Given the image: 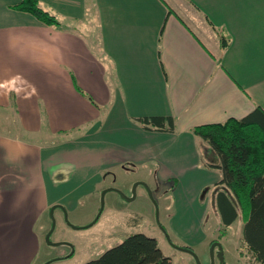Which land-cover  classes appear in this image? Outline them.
<instances>
[{
    "label": "crops",
    "instance_id": "1",
    "mask_svg": "<svg viewBox=\"0 0 264 264\" xmlns=\"http://www.w3.org/2000/svg\"><path fill=\"white\" fill-rule=\"evenodd\" d=\"M20 1L0 0V264L65 258L45 240L51 206L95 199L126 162L175 182L181 245L200 234L224 264H257L239 217L215 233L228 189L191 128L264 111V0H39L59 27ZM144 116H172L174 130L144 129Z\"/></svg>",
    "mask_w": 264,
    "mask_h": 264
},
{
    "label": "trees",
    "instance_id": "2",
    "mask_svg": "<svg viewBox=\"0 0 264 264\" xmlns=\"http://www.w3.org/2000/svg\"><path fill=\"white\" fill-rule=\"evenodd\" d=\"M14 7L47 25L60 26L59 20L43 9L39 0H21ZM220 43L225 47L228 38L221 36ZM133 120L147 130H174L172 116H144ZM191 132L205 144V165L220 169L222 175L217 183L225 184L228 189L217 191L215 195L216 211L220 217L217 237L239 217L243 222L244 244L254 261L264 264V111L256 106L240 119L228 118L220 123L197 125L191 128ZM174 185L172 181L170 188L173 189ZM170 263V257L163 253L155 237L137 232L127 235L97 258L80 264Z\"/></svg>",
    "mask_w": 264,
    "mask_h": 264
},
{
    "label": "rangeland",
    "instance_id": "3",
    "mask_svg": "<svg viewBox=\"0 0 264 264\" xmlns=\"http://www.w3.org/2000/svg\"><path fill=\"white\" fill-rule=\"evenodd\" d=\"M12 117L14 114L4 113L2 119L11 124ZM18 131L22 136H27V133ZM59 169L61 175L67 173L66 168ZM153 169L154 165L137 167L129 162L118 164L111 170L112 176L104 180L105 185L113 183L112 186L103 187L98 197L93 199L84 196L73 208L67 206L62 210L56 207L53 211L54 227L49 239L64 242L70 255L48 264L86 262L119 244L127 235L137 232L155 237L163 253L170 257L171 264H197L192 254L176 247L185 246L181 244L186 241L183 238L186 234H174L173 223L180 225L181 217H172L174 205L169 187L172 180H160ZM111 187L115 190H107L101 196L102 190ZM122 195L133 199L127 200ZM177 211L180 214L183 209L177 208ZM215 233L218 234L217 230ZM189 237L194 238L191 235ZM187 243L193 247L200 264L211 263L209 245L203 236L198 234L194 241ZM214 262L219 264L218 260Z\"/></svg>",
    "mask_w": 264,
    "mask_h": 264
},
{
    "label": "water",
    "instance_id": "4",
    "mask_svg": "<svg viewBox=\"0 0 264 264\" xmlns=\"http://www.w3.org/2000/svg\"><path fill=\"white\" fill-rule=\"evenodd\" d=\"M136 185V184H135ZM107 190H115V188L111 187V188H106L104 190H102L101 192V196H103V194L107 191ZM123 198L127 199V200H131L133 199V197H126L124 195H122ZM56 207V205H53L51 206L50 208V218L52 220V223H51V227L50 229L48 230V232L46 233L45 235V240L47 243L51 244V245H57V244H60L61 242H52L49 237H50V234L53 230V227H54V224H53V210L54 208ZM178 249H181V250H184L190 254H192L197 262V264H200V262L198 261L196 255L194 254V251L188 247H185V246H176ZM215 249L217 251H215ZM209 251H210V258H211V263L210 264H214V261H215V257L218 258V261L220 264H224L223 262V250H222V245L220 244V242L218 240H214L213 242L210 243L209 245Z\"/></svg>",
    "mask_w": 264,
    "mask_h": 264
},
{
    "label": "flooded vegetation",
    "instance_id": "5",
    "mask_svg": "<svg viewBox=\"0 0 264 264\" xmlns=\"http://www.w3.org/2000/svg\"><path fill=\"white\" fill-rule=\"evenodd\" d=\"M210 245V244H209ZM191 249V248H190Z\"/></svg>",
    "mask_w": 264,
    "mask_h": 264
}]
</instances>
